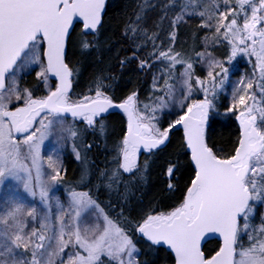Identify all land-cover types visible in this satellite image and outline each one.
Masks as SVG:
<instances>
[{
    "label": "snow or ice",
    "instance_id": "6c2138e0",
    "mask_svg": "<svg viewBox=\"0 0 264 264\" xmlns=\"http://www.w3.org/2000/svg\"><path fill=\"white\" fill-rule=\"evenodd\" d=\"M107 8L0 0V264H155L161 248L173 264H264V212L254 223L264 206V0H136L119 31ZM193 18V46L177 50ZM220 47L219 57L208 51ZM237 57H255L253 73L232 81ZM113 60L121 73H152L148 102L135 89L116 96ZM89 67L86 93L73 98ZM113 112L126 125L109 148ZM220 117H235L238 134L218 146ZM180 129L175 159L160 165L167 195L146 202L151 165ZM69 148L81 167L65 206L55 191ZM93 149L114 153L105 168L93 166ZM141 154L152 159L141 165Z\"/></svg>",
    "mask_w": 264,
    "mask_h": 264
},
{
    "label": "trees",
    "instance_id": "16d2710c",
    "mask_svg": "<svg viewBox=\"0 0 264 264\" xmlns=\"http://www.w3.org/2000/svg\"><path fill=\"white\" fill-rule=\"evenodd\" d=\"M208 0H203V3H207ZM136 3V0H107L108 8L105 15V21L106 24H111L113 28H116V21L119 19L123 20L124 12L127 7V9L130 11L132 6ZM178 10V9H177ZM175 13H173L174 15ZM200 24V21H198L196 18L189 19L187 21V24L183 25L180 29V35H179V41L175 45L177 50H180L181 48L188 50L191 49L193 46V34L197 33L198 26ZM117 31H119L118 28H116ZM205 34L211 35V33H206V31L201 30L198 32L199 37H203ZM119 47V45H115L113 47V53L115 52L116 48ZM196 51H202L203 46L197 44V47L195 49ZM219 55L221 52H219ZM111 55V53H105V60L107 62V57ZM121 56L124 55H131V52H122L120 54ZM77 57H70L71 60H75ZM136 62H133L135 64ZM198 63V62H197ZM113 64V74L117 75L119 77L117 83H116V96L118 98L122 97L123 95H126L130 90H137L139 95V100L142 103H145L147 101L146 94L149 92L150 83L152 81V73L149 72L145 74L144 72H135V71H119V65L115 63V61H112ZM160 66L157 65L155 67V71ZM91 67L86 70L83 75L80 76L78 83L74 86V97L76 98L75 94H85L88 88V83L90 79V72ZM245 74L248 75V72L244 71ZM243 73V75H244ZM29 82H31V79H29ZM163 83V82H161ZM225 101V100H224ZM175 117H169V119H173ZM110 128L112 130V135L109 137V148L112 146V141L115 139H118L121 128L125 126V119L122 123V114L120 113H112L107 117ZM222 121H226V125L217 124L214 128V131L211 134V142H214L215 144L222 145L227 144L230 139H234L235 136L238 134V125L235 121L234 117H220ZM182 135L181 130L176 131L172 134V143L169 145V148L165 150L164 153L160 154V159H156L154 163L151 165L150 173H149V183L146 188V195L144 196V200L147 202L149 199L153 197H166V193L163 192L164 187L166 186V179L162 175L160 165L163 163L165 159H175L174 156H170V153L173 152L174 148L178 144L179 137ZM91 139V138H90ZM114 153L107 152L105 153L103 150H101L100 153H97L95 149H93V152L89 154L90 160L94 162V167L96 169H103L105 168V156L110 158ZM145 159H152L150 157H145L142 160L141 165L145 161ZM186 160V157H181V162L183 163ZM63 164L66 168L67 175H66V182H74L78 179L80 175V166L76 161L73 159V156L70 153H65L63 157ZM108 167H112V165H109ZM186 178V177H185ZM95 182V181H94ZM181 184L184 183V180L182 179L180 181ZM179 196V193L176 194ZM107 200V197L103 194L99 196V201L102 202V206H104L103 202ZM165 205H170L172 201L168 199H164ZM213 248V242L210 241L206 244V250ZM145 257H141V259H144ZM148 259H152L155 261V264H172V260L167 258V253L163 248H161L157 253L150 255Z\"/></svg>",
    "mask_w": 264,
    "mask_h": 264
},
{
    "label": "rangeland",
    "instance_id": "374dc122",
    "mask_svg": "<svg viewBox=\"0 0 264 264\" xmlns=\"http://www.w3.org/2000/svg\"><path fill=\"white\" fill-rule=\"evenodd\" d=\"M208 51H214V54L219 57L221 54L218 55L217 52L219 51V52L222 53L224 51V49H223V47L217 48L215 50H213L212 48H209ZM238 62L243 63L244 66H242V67L237 66ZM254 63H255V57L252 58L251 62H249V59L247 57H237L236 60L234 61V64L236 65V70H234V73L231 76V80L232 81L239 80L240 76L243 75L244 71H246V73L248 72V75L251 76L252 73H253V65H254ZM196 67H197V74L198 75H203L204 73L201 72L200 69L204 68L206 70V64L201 65L198 62ZM181 70L182 69L180 67H177V69H176L177 73H179ZM152 71L155 72V68H153ZM244 75H245V73H244ZM257 77H258V73H257ZM161 82H163V81H161ZM231 92H232V86H231V84H229V86L226 88V92L221 94L222 98L225 97V95L227 96V98L224 99L225 100L224 101L225 104L230 102ZM150 93H151V83H150L149 92L146 94V97H147V101L146 102H148V98H149ZM220 111L223 112V108H221ZM45 155H47V153H45ZM69 187H71V183L66 182L64 184L58 185L57 188H56V191H55V194L58 195L64 201L65 206H67L66 189H68ZM84 190H87V189H84ZM262 212H264V206H258L257 207V211H256V217H255L254 223L259 224V222H260V214ZM85 221L86 222H91V223L95 222L94 219H92V214H89L88 216H86L85 217Z\"/></svg>",
    "mask_w": 264,
    "mask_h": 264
},
{
    "label": "flooded vegetation",
    "instance_id": "af4514ba",
    "mask_svg": "<svg viewBox=\"0 0 264 264\" xmlns=\"http://www.w3.org/2000/svg\"><path fill=\"white\" fill-rule=\"evenodd\" d=\"M198 21H200L198 18H196ZM218 53V52H217ZM218 55H219V53H218ZM237 66H239V67H242V66H244V64L243 63H241V62H238L237 63ZM240 71V70H239ZM34 78V73L32 74V77H28L27 79L29 80V79H31V81H32V79ZM234 119H235V117H234ZM237 125H238V122H237ZM181 130V129H180ZM181 132H182V130H181ZM66 153H70L71 154V150L70 149H68V151L66 152ZM145 157H148L146 154H141L139 157H138V161H139V163L141 164L142 163V160L145 158ZM73 159L75 160V158L73 157ZM76 161V160H75ZM76 163H78L79 164V162H77L76 161ZM79 166H80V164H79ZM109 166V165H108ZM81 167V166H80ZM65 168V167H64ZM66 169V168H65ZM66 175H67V171H66ZM101 206H102V204H101ZM255 224H257V223H255ZM210 241H212L213 242V248L214 247H216V241L213 239V240H208L206 243H205V245H204V247H205V249H206V244L208 243V242H210ZM173 262V261H172ZM173 264V263H172Z\"/></svg>",
    "mask_w": 264,
    "mask_h": 264
},
{
    "label": "water",
    "instance_id": "95a60500",
    "mask_svg": "<svg viewBox=\"0 0 264 264\" xmlns=\"http://www.w3.org/2000/svg\"><path fill=\"white\" fill-rule=\"evenodd\" d=\"M113 113H119V112H113ZM126 120V119H125ZM182 130V129H181Z\"/></svg>",
    "mask_w": 264,
    "mask_h": 264
}]
</instances>
